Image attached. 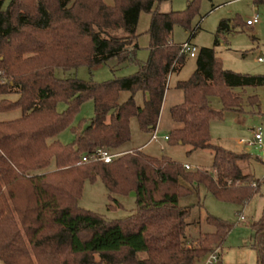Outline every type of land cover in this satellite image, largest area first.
Wrapping results in <instances>:
<instances>
[{
	"label": "trees",
	"instance_id": "1",
	"mask_svg": "<svg viewBox=\"0 0 264 264\" xmlns=\"http://www.w3.org/2000/svg\"><path fill=\"white\" fill-rule=\"evenodd\" d=\"M0 0V112L20 110L22 117L0 121V260L5 264H192L219 251L230 235L222 218L207 216L214 232L184 242L191 208L180 199L201 185L222 202L245 205L260 191L261 181L241 163L251 154L236 153L211 140V121L226 111H243L239 88L264 87V76L223 69L215 48H201L191 79L177 84L184 103L172 107L181 127L170 131L171 145L190 146L189 153L210 150L211 170L186 171L168 157L139 150L122 153L132 139L131 121L153 134L158 129L170 76L186 63L173 42L174 26L196 36L191 22L202 0L181 12L162 13L174 0ZM264 5V0H253ZM151 15L150 56L136 74L105 83L62 79L58 69L95 68L111 58L125 63L135 57L140 15ZM224 20L219 34L241 26ZM217 41V40H216ZM218 44V41L216 42ZM131 96L121 101V93ZM144 96L139 105L137 94ZM17 96V100L10 99ZM219 97L223 111L212 107ZM94 103L90 122L74 126L84 104ZM65 103L67 109L58 111ZM249 103L260 106L256 96ZM71 129L75 140L58 137ZM99 150L121 154L112 163L83 157ZM101 179L110 200L136 194V212L108 220L79 205L86 182ZM184 182L186 185H184ZM257 183V187L253 183ZM109 205V209L116 208ZM258 264H264V212L252 224Z\"/></svg>",
	"mask_w": 264,
	"mask_h": 264
},
{
	"label": "rangeland",
	"instance_id": "2",
	"mask_svg": "<svg viewBox=\"0 0 264 264\" xmlns=\"http://www.w3.org/2000/svg\"><path fill=\"white\" fill-rule=\"evenodd\" d=\"M11 0H7L4 8L8 9ZM194 0H174L169 4V11L181 12L188 7ZM113 4L111 0H105ZM164 5V6H165ZM163 6V5H162ZM163 6V8H165ZM260 16V23L249 27L244 25L254 16ZM151 18L143 13L137 33L141 35L138 40V50L135 57L125 63H119L117 59L111 58L95 68L82 66L74 70L65 71L58 69L56 76L62 79L78 78L84 81L91 79L97 83H105L113 79H121L136 74L139 70V63H144L150 56V42L148 31L151 25ZM242 21L241 26H236L229 32L219 34V26L222 21L238 20ZM191 29L196 30V36L192 39V44L201 48H215L216 55L222 62L223 69L240 74H251L264 76V63H258L259 58L264 59V5L256 7L253 0H202L199 13L191 22ZM173 41L177 45L188 42L192 33L180 24L174 26ZM218 41V44L216 42ZM181 71L170 76L169 92L163 106V115L160 121L159 131L156 133L157 140L151 141L143 152L151 157H168L185 166L193 167L191 172L198 170H211L214 165V155L210 150H198L189 153L190 146H174L166 140L167 134L174 128L181 125L174 122L170 108L182 94L175 90L179 82L191 79L197 70V59L187 56ZM234 92L242 95L244 99L243 111H226L221 118L211 121V140L214 145H219L225 149L236 152L251 154L248 161L241 163V168L246 173H252L261 182L264 180V87H246L244 91L236 88ZM142 93L137 94L139 104H142ZM121 101L127 100L131 95L128 92L121 93ZM256 96L260 106L249 103V98ZM177 97V99H176ZM17 96L10 99L17 100ZM1 99V97H0ZM182 100V99H181ZM213 108L223 111V104L219 97L210 99ZM67 109L65 103L59 105L58 111L63 112ZM95 115L94 103L92 101L84 104L80 114L77 116L74 126L80 123H89ZM22 117L20 110L9 113L0 112V121L11 122ZM132 140L129 148L137 149L147 144L152 135L142 132L137 119L131 121ZM262 128L263 149L258 146L247 148L246 144L254 140V131ZM63 144H71L75 136L71 129L61 133L58 139ZM132 152H136L133 150ZM186 185L184 182H182ZM194 193L187 198L180 199L183 208H191L188 217V228L184 242L187 246L204 232H214L215 228L208 224L207 216L213 215L220 217L228 222L230 235L223 244L225 249L224 260L216 264H258L257 251L253 247L255 232L252 224L262 218L264 212V183L260 184V191L249 203L245 205L232 204L218 201L205 186H192ZM83 197L79 205L85 209L95 211L104 215L108 220H122L134 214L137 209L136 194L132 192L125 196L114 195L120 203V207L110 200L109 191L106 189L102 180L91 183L86 182L83 189ZM116 208L109 209V205ZM243 216L245 220H242ZM196 264H206V258ZM0 264L5 262L0 260Z\"/></svg>",
	"mask_w": 264,
	"mask_h": 264
},
{
	"label": "built area",
	"instance_id": "3",
	"mask_svg": "<svg viewBox=\"0 0 264 264\" xmlns=\"http://www.w3.org/2000/svg\"><path fill=\"white\" fill-rule=\"evenodd\" d=\"M260 23V16L256 15L254 16L252 19L248 20L246 22V24L248 26H254L256 24ZM182 47V54H186L187 56H189L190 58H197L198 53H199V48L195 45L192 44V42H185L181 45ZM259 63L264 62V59H259L258 60ZM254 140L248 143L242 142L243 144L247 145V148L250 149V147L253 146H258L259 148L263 149V136H262V128H258L257 130L254 131ZM157 139V136L154 135L153 140ZM166 140H168V137L166 138ZM119 156H121V154H115L112 153L110 151H103V150H99L97 152H93L91 155H87L83 157L84 162H90L92 160L95 161H101L104 162L106 164L108 163H112L114 160H116ZM185 170H193V167L186 164L184 166ZM264 183V180L261 182ZM253 185L255 187H257V183L254 182ZM242 220L244 221L245 218L243 216ZM220 260V255H219V251H216L212 254H210L207 258H206V264H216L218 263Z\"/></svg>",
	"mask_w": 264,
	"mask_h": 264
},
{
	"label": "crops",
	"instance_id": "4",
	"mask_svg": "<svg viewBox=\"0 0 264 264\" xmlns=\"http://www.w3.org/2000/svg\"><path fill=\"white\" fill-rule=\"evenodd\" d=\"M172 1H166L165 3H163V4H161L160 5V7H159V10L162 12V13H164V14H166V13H169V12H173V11H169V5H165V4H169V3H171ZM165 7V8H163V6ZM257 7V6H256ZM143 14V13H142ZM142 14L140 15V21H139V24H140V22H141V19H142ZM150 17H151V15H149ZM151 20H152V18H151ZM150 20V21H151ZM139 24H138V26H139ZM259 24V23H258ZM244 25H246V26H248L246 23L244 24ZM257 25V24H256ZM249 27H253V26H249ZM137 29H138V27H137ZM141 36V35H140ZM148 36L150 37V35H149V32H148ZM140 39V38H139ZM150 39H151V37H150ZM174 42V41H173ZM175 43V42H174ZM199 48V47H198ZM200 50V49H199ZM259 59H262V58H259ZM259 59H257V60H259ZM259 63V62H258ZM262 63H264V62H262ZM98 67V66H97ZM169 90H170V88H168V90H167V92H166V98H167V96H168V92H169ZM175 90L177 91V92H180L182 95L180 96L179 95V98H178V100H176V102H174V105L172 106V107H174V106H177V105H181V104H183L184 103V100H185V94H183V92L181 91V90H179V89H177V86L175 87ZM142 95V94H141ZM166 98H165V101H164V104H163V106H165V103H166ZM176 99H177V97H176ZM182 99V100H181ZM138 101V100H137ZM143 103H144V96L142 95V104H141V106L143 105ZM138 104H139V102H138ZM140 105V104H139ZM163 106H162V113H161V117H160V120H159V124H158V129L153 133V134H151L152 135V137H151V139L148 141V143L147 144H144V145H142V146H140L139 148H137V149H134V148H129L127 145H129L130 143H131V141H130V143H128L127 145H125L124 147H123V149L121 150V152L123 153H126V152H132L133 150H136V151H139V150H141V151H143L144 150V148L145 147H147L149 144H151V141H154V140H157V139H154L153 140V137H154V135H156V133L159 131V127H161L160 125V121H161V118H162V115H163ZM171 107V108H172ZM170 108V109H171ZM174 127H176V125L175 126H173V128L171 129V130H173V129H176V128H174ZM170 130V131H171ZM170 131H169V133H170ZM144 134H146V135H150V134H148V133H145L144 131H142ZM169 133L166 135L167 137L169 136ZM132 135H133V132H132ZM157 136V135H156ZM132 140V139H131ZM120 207V206H119ZM222 251H221V256H220V260H219V262L218 263H221V261H223L224 260V254H225V249H223V246H222ZM257 251V250H256ZM196 262H198V261H194L192 264H196Z\"/></svg>",
	"mask_w": 264,
	"mask_h": 264
}]
</instances>
